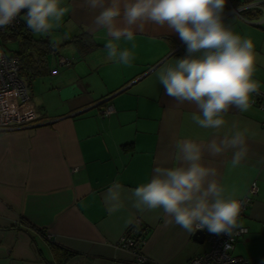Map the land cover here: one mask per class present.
<instances>
[{
  "label": "crops",
  "instance_id": "obj_1",
  "mask_svg": "<svg viewBox=\"0 0 264 264\" xmlns=\"http://www.w3.org/2000/svg\"><path fill=\"white\" fill-rule=\"evenodd\" d=\"M233 1L227 0L224 22L252 40L254 79L264 93V0ZM253 2L257 6L240 11ZM62 6L68 12L60 28L50 35L32 32L27 46L33 60L22 78L39 116L0 131V264H58L51 244L74 253L64 264H185L208 249L205 237L200 242L166 224L161 212L131 206V190L150 181L157 166L179 163L178 142L206 145L214 136L191 119L195 106L166 96L158 80L162 67L185 56V45L167 27L146 24L135 33L132 65H119L107 59L110 37L93 23L97 11L84 0H62ZM118 43L131 48L123 39ZM48 46L36 73L38 53ZM59 55L71 62L59 64ZM105 105L111 112L103 115ZM225 119L220 136L233 123L249 130L246 158L232 168L231 150L216 157L205 152L203 162L217 169V179L237 198H250L239 217L248 232L238 237L233 254L247 264H264V109L252 101L247 112L231 110ZM116 181L125 208L111 213L104 197ZM129 217L132 224H126ZM136 223L145 238L138 252L120 244Z\"/></svg>",
  "mask_w": 264,
  "mask_h": 264
},
{
  "label": "clouds",
  "instance_id": "obj_2",
  "mask_svg": "<svg viewBox=\"0 0 264 264\" xmlns=\"http://www.w3.org/2000/svg\"><path fill=\"white\" fill-rule=\"evenodd\" d=\"M258 2V0H257ZM240 6V11L257 6ZM97 11L93 23L106 30L107 59L130 67L135 59L136 31L146 24L167 27L185 45V56L174 65L162 67L158 80L166 96L179 104L195 106L191 119L214 136L207 144L192 139L177 143L179 163L157 166L150 181L131 190V206L140 213L161 212L166 224L180 226L188 233L207 230L211 234L233 235L241 229L239 216L244 200L237 198L217 179V169L207 166L205 152L216 157L232 152L231 167L241 164L247 154L248 129L225 119L231 110L247 112L252 94L258 93L254 79L257 53L250 38L241 37L225 24L227 0H84ZM68 8L62 0H0V28L17 18L39 35H50L61 26ZM131 48H121V40ZM55 46V45H54ZM105 202L111 213L125 208L123 187L116 181L107 190ZM129 217L126 224H132Z\"/></svg>",
  "mask_w": 264,
  "mask_h": 264
},
{
  "label": "built area",
  "instance_id": "obj_3",
  "mask_svg": "<svg viewBox=\"0 0 264 264\" xmlns=\"http://www.w3.org/2000/svg\"><path fill=\"white\" fill-rule=\"evenodd\" d=\"M20 25L21 19L17 18L12 25L6 28H0V131L22 128L36 120L39 116L35 104L31 101L27 85L19 75L20 62L18 56L15 54H7L1 42L2 35L10 30L16 29ZM50 49L52 52H55L54 46H51ZM57 58L61 65H68L71 62L70 59H65L61 55ZM252 101L259 104L261 109H264V93L258 92L257 97L255 96ZM110 112L111 107L108 105L101 108L103 115L109 114ZM249 191L252 193L256 192L255 183L250 185ZM241 199L244 200V204L240 216L244 213L250 202L248 196H244ZM201 231L204 232L208 249L203 253L189 258L185 264H247L246 259L233 254L236 240L248 232L247 227L242 226L241 229L235 230L233 235H216L209 233L207 230ZM143 232L144 227L136 223L121 238L120 244L123 247L132 248L138 252L145 239ZM140 258L145 261L144 257L141 256Z\"/></svg>",
  "mask_w": 264,
  "mask_h": 264
},
{
  "label": "trees",
  "instance_id": "obj_4",
  "mask_svg": "<svg viewBox=\"0 0 264 264\" xmlns=\"http://www.w3.org/2000/svg\"><path fill=\"white\" fill-rule=\"evenodd\" d=\"M231 3L233 4L234 1L231 0ZM7 39L15 40L18 43V46H19L18 49L16 50V52L12 54L17 55L19 58V62H20L19 75L22 77L24 76L23 74H24V70L26 69V66H28V63L33 60L31 52H29L27 49V46L30 47L33 44L32 31L26 26L24 19H21V25L19 27H17L16 29L10 30L6 34L2 35L1 37L2 46H4V43H5L4 41ZM75 40L76 42H78L77 39ZM44 42L46 43V41ZM44 42L42 41V43ZM48 51H49V46L44 47L38 53V58L36 60L37 62L36 73L39 71L40 68H42L45 65V55ZM51 250L58 264H64L66 260L74 254L72 252L63 250L60 247L56 245H52V244H51Z\"/></svg>",
  "mask_w": 264,
  "mask_h": 264
},
{
  "label": "rangeland",
  "instance_id": "obj_5",
  "mask_svg": "<svg viewBox=\"0 0 264 264\" xmlns=\"http://www.w3.org/2000/svg\"><path fill=\"white\" fill-rule=\"evenodd\" d=\"M264 24V23H261ZM4 50L7 54H12L18 49V43L15 40L7 39L4 41ZM259 105V104H258Z\"/></svg>",
  "mask_w": 264,
  "mask_h": 264
},
{
  "label": "water",
  "instance_id": "obj_6",
  "mask_svg": "<svg viewBox=\"0 0 264 264\" xmlns=\"http://www.w3.org/2000/svg\"><path fill=\"white\" fill-rule=\"evenodd\" d=\"M193 236L195 237L196 240L200 242H202L205 237L204 232H202L201 230L196 231Z\"/></svg>",
  "mask_w": 264,
  "mask_h": 264
}]
</instances>
